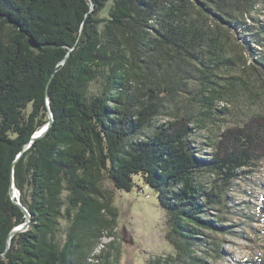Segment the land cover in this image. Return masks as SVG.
<instances>
[{
  "label": "trees",
  "instance_id": "1",
  "mask_svg": "<svg viewBox=\"0 0 264 264\" xmlns=\"http://www.w3.org/2000/svg\"><path fill=\"white\" fill-rule=\"evenodd\" d=\"M110 1L0 0V264H111L93 254L115 226L104 177L154 191L166 211L175 254L148 264H207L222 249L213 234L233 231L228 190L264 162V106L204 144L193 112L169 111L194 78L208 107L198 116L213 115L226 95L218 71L236 64L222 56L231 28L254 42L248 67L264 77V0ZM18 201L30 226L9 244L27 221Z\"/></svg>",
  "mask_w": 264,
  "mask_h": 264
},
{
  "label": "rangeland",
  "instance_id": "2",
  "mask_svg": "<svg viewBox=\"0 0 264 264\" xmlns=\"http://www.w3.org/2000/svg\"><path fill=\"white\" fill-rule=\"evenodd\" d=\"M111 2L112 0L109 5ZM103 14L107 15V11ZM255 16L264 25V4L259 7ZM249 23L255 21L251 20ZM242 31L231 28L229 37L223 36L226 44L222 56L234 60L236 64L231 67L224 65V69L218 71L221 76L218 81L224 87L223 93L226 95L218 100L213 115L198 116L199 111L208 110L201 99L206 96L202 93L204 87L201 86V79L193 78L190 81L186 79L187 88L191 93L180 92L182 95L180 94L177 105L169 104V111L178 106L182 112L184 109L189 110L199 118L194 121L193 136L200 144L217 140L223 129L243 124L252 115L263 110L264 77L248 67L250 64L258 66L247 49V46L254 47L255 44ZM260 49L264 54V46ZM242 55L247 59V69L241 67ZM96 87L97 84L93 89L95 90ZM160 119L164 122L174 118L170 114ZM250 170L249 174L246 173L237 179L227 192L230 205L225 213L227 218L225 222L232 225L233 231L213 234L212 240L222 249L219 254L211 250V253L205 257L207 264H236L243 260L264 259V219L260 210L261 198L264 195V162H260ZM102 187L105 195L111 199V206L116 214L115 226L104 232L93 254L103 255L111 264H148L152 258L175 254L166 238L169 230L168 215L160 206L154 191L147 188L143 190L134 188L132 191L117 190L107 177L102 179ZM147 194L150 196L147 197ZM110 214L108 213V216ZM60 226L61 230L58 233L63 239L66 223L63 221ZM115 257L118 258L117 263Z\"/></svg>",
  "mask_w": 264,
  "mask_h": 264
},
{
  "label": "water",
  "instance_id": "3",
  "mask_svg": "<svg viewBox=\"0 0 264 264\" xmlns=\"http://www.w3.org/2000/svg\"><path fill=\"white\" fill-rule=\"evenodd\" d=\"M94 6V5H93ZM50 117H51V120L49 121V123L48 124H46L44 127H42L40 130H38L34 135H33V138H32V140H35V139H37V138H40V137H43L47 132H48V129L50 128V126H51V124H52V122H53V119H54V116H53V112H52V110H50V115H49ZM13 187H14V189H15V191H14V193H13V196H20V192H19V190L16 188V186L15 185H13ZM150 196V195H149ZM18 203L20 204V202L18 201ZM21 206H22V208L24 209L23 211H25V213H26V217H27V221L24 223V224H21L20 226H16V228H14L12 231H11V233H10V235H9V244H10V240H11V237L14 235V234H16L17 232H19V231H25L26 229H28V227L30 226V221H31V214H30V212L22 205V204H20Z\"/></svg>",
  "mask_w": 264,
  "mask_h": 264
},
{
  "label": "built area",
  "instance_id": "4",
  "mask_svg": "<svg viewBox=\"0 0 264 264\" xmlns=\"http://www.w3.org/2000/svg\"><path fill=\"white\" fill-rule=\"evenodd\" d=\"M148 196H149V195H148ZM90 260H91V261H94V258L92 257Z\"/></svg>",
  "mask_w": 264,
  "mask_h": 264
}]
</instances>
